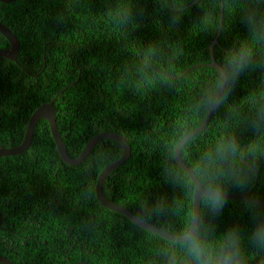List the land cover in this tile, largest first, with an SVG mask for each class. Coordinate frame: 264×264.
Masks as SVG:
<instances>
[{"label": "trees", "instance_id": "16d2710c", "mask_svg": "<svg viewBox=\"0 0 264 264\" xmlns=\"http://www.w3.org/2000/svg\"><path fill=\"white\" fill-rule=\"evenodd\" d=\"M0 20L21 43L17 61L0 56V147L20 145L33 113L56 98L58 129L72 157L105 131L131 145L128 160L106 178L105 195L177 235L192 205L170 175L169 151L177 126L193 120L192 102L218 74L210 47L222 26L218 64L242 45L254 58L189 141V163L222 136H234L259 158L251 195L264 199V126L253 122V101L264 100V0L0 1ZM10 47L0 33V48ZM207 116L194 118L192 131ZM123 153L119 141L101 139L70 165L41 119L27 151L0 157V255L14 264H166L162 252L173 240L97 198L101 171ZM156 200L167 203V213L143 216L141 206ZM244 201L229 198L215 221L219 230L247 226ZM249 251V264H264V254Z\"/></svg>", "mask_w": 264, "mask_h": 264}, {"label": "clouds", "instance_id": "9594fccd", "mask_svg": "<svg viewBox=\"0 0 264 264\" xmlns=\"http://www.w3.org/2000/svg\"><path fill=\"white\" fill-rule=\"evenodd\" d=\"M221 30L222 26L219 34ZM210 51L212 57L211 47ZM253 58L254 51L247 45L229 51L218 74L192 102L193 120L182 122L174 131V144L169 151L170 175L174 182L179 180L192 207L185 215L179 239L162 252L166 264H249V249L264 254V199L251 195L260 173L255 151H246L234 136H222L190 164L187 147L193 135L194 118L210 114V110L227 97L231 86L252 64ZM253 104L258 105L253 122L257 127L264 126V100L253 101ZM233 191L247 196L243 207L249 214L248 224L245 227L233 224L221 231L215 221L223 216ZM196 197L206 211L197 210ZM140 211L145 217L164 215L168 205L161 200L145 202Z\"/></svg>", "mask_w": 264, "mask_h": 264}, {"label": "water", "instance_id": "95a60500", "mask_svg": "<svg viewBox=\"0 0 264 264\" xmlns=\"http://www.w3.org/2000/svg\"><path fill=\"white\" fill-rule=\"evenodd\" d=\"M0 1L3 3H12V2H15L17 0H0ZM0 33L3 34V36L11 44V47L8 49L0 48V56L7 57V58H10L14 61H17L18 56H19V52H20V47H21V43H20L19 38L12 31V29L10 27H8L6 24H4L1 20H0ZM217 42H218V38L213 42V44L211 46L212 57H213L212 58V60H213L212 64L214 65V67L219 69L221 66L217 63V61L215 60L214 54H213V50H214V47H215ZM55 100H56V98H54L50 102L42 104L33 113L32 117L30 118V121L28 123V126H27L25 138L20 145L13 146V147H0V157L13 156V155H17V154H22L25 151H27L30 148V146L32 145L36 126L41 119H45L49 122L53 137H54L56 145H57L58 152H59L60 156L63 158V160L70 165H76V164H79L82 161H84L86 159V157L88 156V154L90 153L93 146L98 141H100L101 139H106V138L115 139L123 145L124 153H123L121 158H119L117 161L110 163L101 171V173L97 179V185H96V194H97L98 200L106 208L121 213L122 215L126 216L131 221H133L135 224L141 226L142 228H144L146 230H149L153 233H156V234H158V235H160L163 238L168 239V240L175 241V240L179 239V235L174 234V233H172V232H170V231H168L162 227H159L155 224H152V223L140 218L132 210L128 209L125 206H122V205H119V204L113 202L112 200H110L105 195L103 185H104L106 178L115 168H117L118 166H120L121 164L126 162L131 155L132 148H131V145L128 143L126 137L124 135H122L118 132H114V131L102 132V133L94 136L87 143V145L85 146V148L83 149V151L81 152V154L79 156L72 157L69 154V152H68V150L64 144V141L62 139V136L59 132V129H58V124H57V119H56V110H55ZM217 107L218 106H216L210 110V114L208 113L206 121L204 122V124L201 127L196 129L195 131H193L192 137L196 136L197 134L201 133L202 131H204L206 129V127H207V125H208V123L212 117V114ZM229 198L245 200V199H247V196L245 194H240V193H231ZM201 202L202 201L200 200V198L196 197L195 206H196L198 211H200ZM2 222H3V216H2V212L0 210V228H1ZM0 264H14V263L11 260H9L8 257L0 255Z\"/></svg>", "mask_w": 264, "mask_h": 264}]
</instances>
